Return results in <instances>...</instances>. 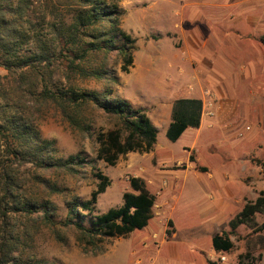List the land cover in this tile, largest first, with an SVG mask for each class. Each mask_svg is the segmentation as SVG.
Returning <instances> with one entry per match:
<instances>
[{
    "label": "rangeland",
    "instance_id": "rangeland-1",
    "mask_svg": "<svg viewBox=\"0 0 264 264\" xmlns=\"http://www.w3.org/2000/svg\"><path fill=\"white\" fill-rule=\"evenodd\" d=\"M118 4L125 11L120 28L134 40L133 63L123 73L121 57L110 55L108 70L118 83L108 89L145 110L157 129L155 155L128 154L107 167L96 160V135L114 128L110 119L96 111L85 113L91 129L86 136L59 112L47 109L38 130L43 139L55 141V157L78 155L92 165L81 166L72 176L62 170L39 173L43 184L35 180L37 172L30 165L19 169L24 193L38 203L50 202V219L38 210L31 217L11 216L8 227L0 222V262L236 264L239 255L249 252L254 257L261 254L257 264H264L258 236L245 226L231 235L234 248L229 254L210 253L209 240L229 233L227 222L240 209L222 194L223 208L210 211L211 197L218 199L223 186L240 204L264 193V46L259 41L264 34V0H118ZM58 68L54 79L65 83L62 67ZM74 83L87 90L104 88L90 80ZM180 91L202 101L201 124L198 132L188 129L170 142L165 136L170 114L165 107ZM190 155L200 161L196 166ZM208 170L214 175L211 181ZM97 172L110 184L98 196L92 215L119 208L122 195L131 191L129 179L141 178L155 196L154 218L126 239L106 240L95 253H86L73 228L64 223L67 203L87 201L96 190ZM168 221L175 233L170 239L165 234ZM254 221L260 225L264 216L256 215ZM8 250L12 252L5 257Z\"/></svg>",
    "mask_w": 264,
    "mask_h": 264
},
{
    "label": "trees",
    "instance_id": "trees-1",
    "mask_svg": "<svg viewBox=\"0 0 264 264\" xmlns=\"http://www.w3.org/2000/svg\"><path fill=\"white\" fill-rule=\"evenodd\" d=\"M124 14L118 0H0V69L5 72L0 75V222L4 227L11 225V216L31 217L38 210L45 220L50 219V202L38 203L24 193V183L18 177L21 167L30 165L37 172L35 180L43 184L39 173L62 170L72 176L81 166L92 165L78 155L65 160L55 157V141L43 139L38 130L47 109L59 112L86 136L91 129L85 113L96 111L110 119L114 128L96 135V160L107 167L128 154H149L155 148L157 130L145 110L108 89L118 83L108 70L110 55L121 57L123 73H128L133 63L134 40L120 28ZM259 41L264 46V34ZM58 67H62L60 75L65 83L54 79ZM75 80L103 83L104 88L87 90L75 85ZM202 109L201 100L174 101L167 140L175 142L187 129H198ZM188 159L196 166L193 156ZM95 177L98 184L89 200L67 203L64 223L73 228L86 253H95L106 240L126 239L154 218L155 196L141 178L129 179L131 191L122 195L119 208L92 215L98 196L110 184L100 172ZM256 215L264 216L263 192L246 202L229 221V233L211 238L213 252L231 253L234 244L230 237L240 226L257 235L259 248L264 250V221L257 225ZM165 234L168 239L173 235L171 221ZM11 252L5 251V257ZM261 258V254L254 257L247 252L237 257L236 264H257ZM0 264L7 263L2 260Z\"/></svg>",
    "mask_w": 264,
    "mask_h": 264
},
{
    "label": "crops",
    "instance_id": "crops-1",
    "mask_svg": "<svg viewBox=\"0 0 264 264\" xmlns=\"http://www.w3.org/2000/svg\"><path fill=\"white\" fill-rule=\"evenodd\" d=\"M182 91H180V95H179V97H177L176 99H174L173 101H171L170 102V104L168 105V107H165V108H168V110H169V113H171V108H172V104L174 103V101H176V100H179V99H195V100H200L198 97H196L194 94H189L187 91H185V92H182ZM169 123H170V114H169ZM200 124H201V122H200ZM153 125V124H152ZM169 125V124H168ZM154 126V125H153ZM155 127V126H154ZM156 128V127H155ZM168 128V127H167ZM199 128H200V126H199ZM199 128L198 129H193V130H196L197 132L199 131ZM190 129V128H189ZM157 130V129H156ZM167 130V129H166ZM188 130V129H187ZM156 146V145H155ZM155 149V148H154ZM153 149V150H154ZM185 150L186 151H191V149H189V148H185ZM143 155H147V154H143ZM149 155L150 156H154L155 154L153 153V151L151 152V153H149ZM200 162L199 160H198V158H196V160H195V162ZM162 165V164H161ZM190 165H188L186 168H187V170L190 168L189 167ZM208 168V167H207ZM209 169V168H208ZM207 171V170H206ZM207 178L209 179V181H211L213 178H214V175L211 173V172H209V170H208V173H207ZM222 189V191H220V192H218V193H220L219 194V198L217 199V198H214V196H212L211 197V201H212V204H211V206H210V211L212 212V213H214V212H217L219 209H221V208H223V204L225 203V199H222V194H224V196L226 197V196H228V197H230L231 199H232V201H231V203H233V204H235V205H240V209L238 210V212L241 210V208L243 207V205L246 203H239L238 202V200L235 198V196L229 191V189L228 188H226V187H224L223 186V188H221ZM237 212V213H238ZM236 213V214H237ZM235 214V215H236ZM231 220V219H230ZM230 220H228V222H227V225H228V223H229V221ZM241 227V226H240ZM244 227V226H243ZM238 229V228H237ZM236 229V230H237ZM175 236V233L173 232V235H172V238ZM213 236H211L210 238H209V240L211 241V238H212ZM230 240H231V237H230ZM232 241V240H231ZM213 252V250L212 249H210V253H212Z\"/></svg>",
    "mask_w": 264,
    "mask_h": 264
}]
</instances>
